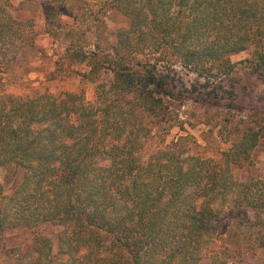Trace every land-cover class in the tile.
Wrapping results in <instances>:
<instances>
[{
    "label": "trees",
    "instance_id": "1",
    "mask_svg": "<svg viewBox=\"0 0 264 264\" xmlns=\"http://www.w3.org/2000/svg\"><path fill=\"white\" fill-rule=\"evenodd\" d=\"M100 3L128 24L97 36L89 54L71 53L90 65L82 76L95 85L93 101L84 87L10 92L0 75V167L14 176L9 193L0 181V229L63 226L57 249L38 236L19 264H200L226 212L250 199L233 166L251 164L264 121L252 114L220 157L187 153V137L162 128L179 119L172 102L206 101L179 68L209 83L255 46L261 73L264 0ZM5 27L0 20V34Z\"/></svg>",
    "mask_w": 264,
    "mask_h": 264
},
{
    "label": "rangeland",
    "instance_id": "2",
    "mask_svg": "<svg viewBox=\"0 0 264 264\" xmlns=\"http://www.w3.org/2000/svg\"><path fill=\"white\" fill-rule=\"evenodd\" d=\"M100 1L0 0V20L6 23L0 34V64H7L0 69L5 71L0 74L5 89L21 94L55 89L63 95L84 87L85 98L93 101L95 85L82 76L90 65L71 53L89 54L95 50L97 36L104 39L128 24L123 14ZM255 50L251 46L233 54V73L212 77L209 83L197 72L179 68L194 96H206L202 103L194 99L172 102L179 119L162 128L172 139L187 137V153L220 157V148L239 140L252 114L258 112L264 121V65L261 73L254 72ZM214 92H219L217 99ZM251 161L233 166L234 177L248 184L250 199L245 206L226 212L200 264H264V137L252 150ZM0 181L11 192L14 176L7 167H0ZM62 230V225L53 222L0 229V264H19L18 258L30 254L38 236L49 237L57 249Z\"/></svg>",
    "mask_w": 264,
    "mask_h": 264
}]
</instances>
